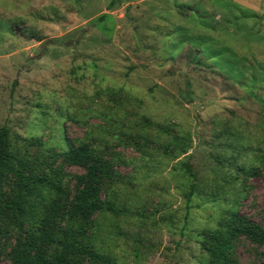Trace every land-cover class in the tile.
<instances>
[{
  "label": "rangeland",
  "instance_id": "1",
  "mask_svg": "<svg viewBox=\"0 0 264 264\" xmlns=\"http://www.w3.org/2000/svg\"><path fill=\"white\" fill-rule=\"evenodd\" d=\"M107 88L189 138L184 154L111 147L116 172L134 178L111 189L126 215L97 219L117 232V264H207L199 232L236 196L240 213L264 226V0H0V128L19 146L38 152L29 144L38 138L61 150L62 138L100 133L116 120L105 114ZM181 162L199 179L188 203ZM238 165L256 174L244 178ZM64 171L73 188L83 170ZM235 255L261 264L264 246L242 239Z\"/></svg>",
  "mask_w": 264,
  "mask_h": 264
},
{
  "label": "trees",
  "instance_id": "2",
  "mask_svg": "<svg viewBox=\"0 0 264 264\" xmlns=\"http://www.w3.org/2000/svg\"><path fill=\"white\" fill-rule=\"evenodd\" d=\"M101 93L107 100L105 114H114L116 120L100 133L92 130L89 138H62L61 150L30 138L29 144L38 150L32 153L12 139L7 127L0 128V264L5 256L11 264H117L109 249L117 232L114 227L102 229L97 219L126 215L125 204L111 189H130L134 178L125 180L116 172L111 147L134 148L143 158L151 155L156 143L186 153L189 138L176 130L177 125L139 117L133 107L142 101L121 89ZM181 165L192 180L188 203L200 190L199 179L189 162ZM64 167L83 170L75 176L73 188L66 183ZM235 168L244 178L256 174V168ZM239 206L236 196L215 227L199 232L198 245L207 264H239L235 251L242 239L264 246V226L241 214Z\"/></svg>",
  "mask_w": 264,
  "mask_h": 264
}]
</instances>
